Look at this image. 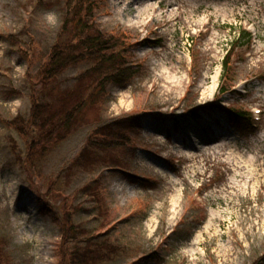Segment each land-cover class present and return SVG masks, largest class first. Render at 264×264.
<instances>
[{
    "label": "rangeland",
    "instance_id": "374dc122",
    "mask_svg": "<svg viewBox=\"0 0 264 264\" xmlns=\"http://www.w3.org/2000/svg\"><path fill=\"white\" fill-rule=\"evenodd\" d=\"M75 1L0 0L3 264H72L86 243L102 249L97 264H264V0H93L95 30L129 39L135 73L32 168L9 124L28 117ZM240 28L252 42L222 76ZM87 67L65 70L62 88ZM115 135L129 145H96ZM62 207L74 243L52 218Z\"/></svg>",
    "mask_w": 264,
    "mask_h": 264
},
{
    "label": "trees",
    "instance_id": "16d2710c",
    "mask_svg": "<svg viewBox=\"0 0 264 264\" xmlns=\"http://www.w3.org/2000/svg\"><path fill=\"white\" fill-rule=\"evenodd\" d=\"M73 4L70 16L67 14L64 17L62 34L53 46L48 61L36 74L35 86H39V92L35 90L30 94L31 109L28 117L23 120L16 119L9 124L14 125L22 138H26L28 154L24 163L32 168L49 154V150L73 134L83 119L85 109L104 103L106 89L110 85H127L135 73L126 55L129 39L120 33L107 35L99 29L95 30L93 0H76ZM238 33L239 37L232 41L231 48L223 60L224 73L229 70L234 51L249 38L243 31ZM79 64L88 67L84 74L79 76L78 85L74 88H62L59 79L65 70ZM86 80L89 81L88 84ZM221 92H224L223 87ZM235 117L244 119L242 113L236 114ZM30 128L34 135L29 138ZM112 137L96 145L107 149L106 151H120L130 143L127 137ZM59 217L61 218L52 215L54 222L63 230L64 241L74 243V240H77L78 228L73 224L72 212L67 207H62ZM3 243L4 239L1 238L0 264L7 260L1 249ZM84 247V251L79 246L71 249L73 251L69 254V259L72 264H97L102 261L103 253L100 247L93 246V249L88 243Z\"/></svg>",
    "mask_w": 264,
    "mask_h": 264
},
{
    "label": "bare ground",
    "instance_id": "6f19581e",
    "mask_svg": "<svg viewBox=\"0 0 264 264\" xmlns=\"http://www.w3.org/2000/svg\"><path fill=\"white\" fill-rule=\"evenodd\" d=\"M215 79H216V77H215ZM195 241H198V239H196Z\"/></svg>",
    "mask_w": 264,
    "mask_h": 264
}]
</instances>
